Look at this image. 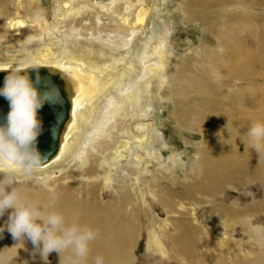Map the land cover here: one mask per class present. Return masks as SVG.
Here are the masks:
<instances>
[{"label": "rangeland", "instance_id": "1", "mask_svg": "<svg viewBox=\"0 0 264 264\" xmlns=\"http://www.w3.org/2000/svg\"><path fill=\"white\" fill-rule=\"evenodd\" d=\"M26 1L31 13L24 10ZM122 2L13 1L12 13L27 19L42 36L28 45H12L8 30L4 33L0 28V65H17L26 59L28 51L34 54L44 46L55 54L65 46L77 49L84 58L98 64L117 56L131 58L139 72L137 59L143 54L149 56L153 47L164 45L168 68L160 76L168 84L163 87V79L153 77L149 92H142L141 106L147 113L143 123L153 126L147 130V136H152V140L145 142L148 151L136 150L140 163L126 166V176H115L108 190L98 180L99 194L104 195L99 199L102 201L103 197L107 205L117 204V186L135 193L125 212L138 220L141 216L140 236L131 264H179L180 260L185 263L187 258L178 253L175 243V238H180L176 219L195 231L194 257L198 260L213 255L219 264H264V238L258 239L246 222L247 217H254L253 223L264 224V150L258 162V154L245 135L254 123L264 124V0H143L146 19L141 27H134L137 32L128 46H123L122 41L128 38L127 31L132 27L121 32L120 17H116L128 15ZM69 8L71 11L67 12ZM136 9L132 16L128 15L131 21ZM186 9L193 12L192 17ZM113 43L119 45L115 54L107 48ZM86 49H92L96 57L88 56ZM128 49L133 57L127 54ZM188 59L192 61L186 63ZM150 60L153 59L148 57L147 61ZM180 72L185 75L181 89L188 100L181 106L184 113L199 114L196 109L210 99L211 95L201 90L204 87L207 91L205 82L217 88L219 94L212 102L217 112L212 120L214 126L205 116L199 127H193L186 116L177 119L173 102L161 96L178 83L176 77ZM188 76L195 81L191 92ZM206 113L212 115L210 110ZM227 122L229 127L223 135L225 139L228 134L232 138L224 144L216 133ZM231 125L238 130L237 137ZM91 146L88 144L89 149ZM96 158L100 159L101 154ZM218 163L224 166V178L214 184L203 173L212 171ZM57 175L60 184L63 174ZM135 176L139 178L138 184L131 180ZM13 179L17 186L25 185ZM170 192L175 196L171 197ZM165 198L169 203L166 208L159 203ZM151 230L154 239L149 237Z\"/></svg>", "mask_w": 264, "mask_h": 264}, {"label": "bare ground", "instance_id": "2", "mask_svg": "<svg viewBox=\"0 0 264 264\" xmlns=\"http://www.w3.org/2000/svg\"><path fill=\"white\" fill-rule=\"evenodd\" d=\"M13 1L18 2L19 0H0V19L4 20L3 23L0 20V28L3 27L4 33L8 30L11 36L10 41H8L12 42V45H18V43L28 45L29 42L42 36L41 32L37 33L38 30L32 29L27 19L17 13H12L10 4ZM122 1V9L128 15L132 16L133 10L137 7L133 21L128 15L126 17L116 16L120 17L121 23H119L118 29L121 32L132 27L127 31L128 38L122 41L123 46H128L137 32L135 28L144 24L147 12L143 7V0ZM66 2H64V6L68 5ZM29 5L30 3L26 1L23 6L27 13H31ZM70 11L69 8L67 12ZM105 11L107 10L105 9ZM185 12L192 17L193 12L191 10L186 9ZM97 20L99 22L100 18L98 17ZM205 42L207 41L205 40ZM7 45L9 46V43ZM112 45L114 46L109 44L107 48H110L115 54L114 51L119 45L116 43ZM47 47L38 49L34 54L25 51L27 52L25 54L26 59L23 62H18L17 65H0V71H11L15 68H31L27 62L33 61L36 68H43L48 72L57 74L69 103L68 123L59 136V146L55 156L42 164L32 174L17 173L13 178L24 182V186L19 185L18 187L23 190V196L28 202L55 210L64 215L69 222L86 225L98 232L96 239L90 243V260L100 256L103 258L104 264H131L133 261L132 251L140 236L141 216L139 221L135 217L126 216L125 212L128 209V201L135 193L132 189L117 186L114 188L119 196L117 204L107 205V201H104L103 197L102 201L99 199L104 195L99 194L101 188L97 181L100 180L104 189L108 190L107 187L111 185L115 176H126V166L131 163L137 166L140 163L136 156V150L145 153L148 151L145 142L146 139L152 140V136H147V130L152 125L143 123V118L146 117L147 113L141 106L142 92H149L153 77H159L163 79V81L160 80L161 82H165V77L160 76L162 73L166 74L168 68L164 61L166 53L164 45L159 44L153 47L149 56L143 54L137 59L138 65H140L139 72L132 59L125 56L113 57L104 60L105 62L102 64H98L88 57L84 58L75 48L67 49L64 46L58 54H55ZM85 52L88 56L96 57L92 49H86ZM127 54L132 56L129 49ZM203 55L207 59L208 53L206 51ZM99 56L103 57L102 54ZM148 57L153 60L147 61ZM104 58L106 59V57ZM26 60L28 61L26 62ZM191 61L188 59L186 63ZM176 78L178 83L168 90H164L161 96L173 102L177 119L186 116L193 127H199L202 117L205 116L209 123L214 126L212 120L217 112L212 102L213 97L218 93L217 88L205 82L207 91L204 87L201 90L209 93L210 99L203 101L201 106L196 109L199 114H195V111L184 113V110L181 111V106L188 100L181 89V82L185 80V75L180 72ZM187 81L191 92L195 87V81L191 80L189 76ZM167 84L164 83L163 87ZM189 101H193V99ZM207 110L212 111V115H207ZM138 117L142 119H137ZM193 117H198V119L195 120ZM128 119L130 120L128 121ZM150 140L149 145L147 144L148 147L151 145ZM88 144L92 145L90 149ZM99 154H101L100 159L96 158ZM128 158L129 162H123ZM219 164L212 171H204L203 176L206 180L214 184L223 180L224 166ZM136 172H138L137 169ZM57 174H63L60 184H58L60 180H58ZM131 180L133 184L139 182L138 176L131 178ZM82 185L85 187L81 188ZM170 194L171 197L175 196L173 192ZM159 203L164 208L169 207L168 198L160 199ZM180 214L184 213L180 212ZM6 219L7 213L0 218V226L4 224ZM176 227V231L180 234V238H175L177 251L185 259L187 258L185 263L180 260L179 264H219V260L213 255L201 260L194 257L196 250L195 231L188 228L187 223L185 224L179 219H176ZM149 237L150 239L155 238V233L153 235L152 230L149 231ZM13 245L14 241L11 235L5 231L3 238H0V250L5 247L11 248ZM31 250L30 242L26 243L24 249H18L15 264H21L22 261H28V264H42L38 255L35 258L30 255ZM48 260L50 264H58V255L53 252L49 255Z\"/></svg>", "mask_w": 264, "mask_h": 264}, {"label": "clouds", "instance_id": "3", "mask_svg": "<svg viewBox=\"0 0 264 264\" xmlns=\"http://www.w3.org/2000/svg\"><path fill=\"white\" fill-rule=\"evenodd\" d=\"M32 70L12 69L4 76L0 97L8 102V112L0 118V218L7 213V219L0 226V238L7 231L14 245L0 250V264H15L17 250L31 243L30 255L39 256L42 264H50L48 257L55 252L58 264H104L100 256L90 257V243L98 232L86 225L69 222L61 213L28 202L23 190L13 179L17 173L30 175L37 171L44 161L37 143L42 132V120L38 113L44 105L56 102L54 86L42 83L35 62L28 61ZM31 73H35L33 78ZM228 122L216 133L220 143L226 144L223 132ZM236 137L238 130L233 128ZM228 133V132H227ZM249 144L259 155L264 150V124L254 123L245 134ZM10 210V211H9ZM254 217H247L250 230L258 239L264 238V224L253 223ZM26 250V249H25ZM21 264H28L22 261Z\"/></svg>", "mask_w": 264, "mask_h": 264}, {"label": "water", "instance_id": "4", "mask_svg": "<svg viewBox=\"0 0 264 264\" xmlns=\"http://www.w3.org/2000/svg\"><path fill=\"white\" fill-rule=\"evenodd\" d=\"M31 71L32 68H27ZM39 76L42 83L54 86L56 89L57 100L51 104H45L42 110L38 113L39 118L42 120V132L39 135L37 147L39 152L44 156L42 164L52 159L58 151L59 136L66 124L68 123L69 116V103L68 98L63 90V85L58 78L57 74L48 72L46 69L38 68ZM10 71H0V87H3V79ZM30 75L35 77V73ZM8 102L0 97V118L7 114Z\"/></svg>", "mask_w": 264, "mask_h": 264}]
</instances>
